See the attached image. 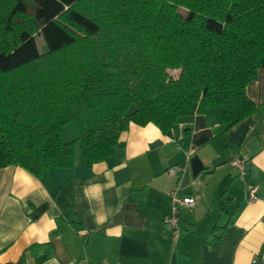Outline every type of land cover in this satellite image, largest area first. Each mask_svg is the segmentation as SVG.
<instances>
[{
    "label": "trees",
    "instance_id": "trees-1",
    "mask_svg": "<svg viewBox=\"0 0 264 264\" xmlns=\"http://www.w3.org/2000/svg\"><path fill=\"white\" fill-rule=\"evenodd\" d=\"M260 68L264 0H0V167L39 176L77 147L90 166L131 123L210 111L226 130L258 111Z\"/></svg>",
    "mask_w": 264,
    "mask_h": 264
},
{
    "label": "crops",
    "instance_id": "crops-1",
    "mask_svg": "<svg viewBox=\"0 0 264 264\" xmlns=\"http://www.w3.org/2000/svg\"><path fill=\"white\" fill-rule=\"evenodd\" d=\"M245 91L260 107L226 130L210 111L167 132L131 123L90 166L77 147L39 176L0 167V264H264V68ZM173 190L195 198L177 236Z\"/></svg>",
    "mask_w": 264,
    "mask_h": 264
},
{
    "label": "built area",
    "instance_id": "built-area-1",
    "mask_svg": "<svg viewBox=\"0 0 264 264\" xmlns=\"http://www.w3.org/2000/svg\"><path fill=\"white\" fill-rule=\"evenodd\" d=\"M232 164L237 167L241 175H245L247 170H246V164L243 160L241 159H234L232 161ZM255 191L256 187L251 186L248 189V198L249 200H253L255 198ZM170 197H171V209L168 214L165 215L164 217V222L167 224L173 231L174 236L178 235V225H179V213L180 209L182 207H192L195 205V198L192 195H184L180 196L177 194L175 190L170 192ZM252 264H257L256 259L253 260Z\"/></svg>",
    "mask_w": 264,
    "mask_h": 264
},
{
    "label": "rangeland",
    "instance_id": "rangeland-1",
    "mask_svg": "<svg viewBox=\"0 0 264 264\" xmlns=\"http://www.w3.org/2000/svg\"><path fill=\"white\" fill-rule=\"evenodd\" d=\"M36 43L37 47L40 51H44L46 49L44 41L42 37L36 36ZM172 76L177 75V70H170L169 71ZM75 137V129L72 123L66 125L65 129L63 130L62 139L64 141L71 140Z\"/></svg>",
    "mask_w": 264,
    "mask_h": 264
}]
</instances>
